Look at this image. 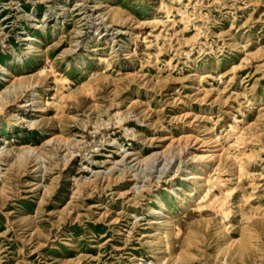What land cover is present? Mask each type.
Here are the masks:
<instances>
[{"label": "rangeland", "instance_id": "1", "mask_svg": "<svg viewBox=\"0 0 264 264\" xmlns=\"http://www.w3.org/2000/svg\"><path fill=\"white\" fill-rule=\"evenodd\" d=\"M0 95V264H264V0H0Z\"/></svg>", "mask_w": 264, "mask_h": 264}, {"label": "bare ground", "instance_id": "2", "mask_svg": "<svg viewBox=\"0 0 264 264\" xmlns=\"http://www.w3.org/2000/svg\"><path fill=\"white\" fill-rule=\"evenodd\" d=\"M184 1V0H183ZM109 5V4H108ZM77 8V7H76ZM203 11V10H202ZM83 12V11H82ZM177 17V16H176ZM147 20V19H146ZM96 24V23H95ZM70 25V24H69ZM67 29V28H66ZM108 33H110V32H108ZM109 35V34H108ZM117 35V34H116ZM111 36V35H110ZM179 36V35H178ZM42 39V38H41ZM83 40V39H82ZM83 42V41H82ZM134 42V41H133ZM32 47V45H31V43L29 42V43H27V49L23 52V55H27L30 51H29V49ZM125 52V51H124ZM120 53V52H119ZM80 59V58H79ZM11 60V59H10ZM33 60V59H32ZM22 61V60H21ZM71 61V60H70ZM2 64V63H1ZM31 66V65H30ZM86 66V65H85ZM16 68V67H15ZM207 69V68H206ZM6 72V71H5ZM7 73V72H6ZM16 76V75H15ZM53 76V75H52ZM56 77V76H55ZM1 80H3V81H5L6 80V78H4L3 76H1ZM51 85V84H50ZM194 85V84H193ZM6 88V87H5ZM7 93V92H6ZM148 93V92H147ZM146 94V93H145ZM1 96V95H0ZM132 96V95H131ZM8 98H9V96H8ZM182 99V98H181ZM184 99V98H183ZM254 99V98H253ZM9 100V99H8ZM17 100V99H16ZM15 100V101H16ZM255 100H256V98H255ZM19 101V100H18ZM5 104H6V102H5ZM17 104V103H16ZM30 103L29 102H22L20 105H19V107L20 108H23V107H25V106H27V105H29ZM261 104V103H260ZM9 105V104H8ZM179 105V104H178ZM7 106V105H6ZM257 106V105H256ZM10 107V106H9ZM23 110V109H22ZM24 116V115H23ZM263 123V122H262ZM6 124V123H5ZM6 128V127H5ZM182 128V127H181ZM1 132V131H0ZM54 134V133H53ZM180 134V133H179ZM198 136V135H197ZM196 136V137H197ZM67 137V136H66ZM24 139V138H23ZM191 140V139H190ZM201 140V139H200ZM218 141V140H217ZM199 142V141H198ZM34 143H36V142H34ZM189 143V142H188ZM203 144V143H202ZM210 144V143H209ZM57 145V144H56ZM53 146V145H52ZM161 147V146H160ZM220 148V147H219ZM26 149V148H25ZM29 149L32 151L33 150V148L31 147H29ZM204 149V148H203ZM239 149V148H238ZM237 149V150H238ZM250 149V148H249ZM54 150V149H53ZM52 150V151H53ZM57 150H58V148H57ZM126 150V149H125ZM166 151V150H165ZM173 151V150H172ZM175 151H177V150H175ZM230 151V150H229ZM63 152V151H62ZM156 152H157V150H156ZM213 152H215V151H213ZM26 153V152H25ZM30 153V152H29ZM157 153H159V152H157ZM168 153V152H167ZM172 153V152H171ZM194 153V152H193ZM208 153V152H207ZM241 153V152H240ZM239 153V154H240ZM16 154V153H15ZM162 154V153H161ZM172 154H174V153H172ZM201 154V153H200ZM215 154H216V152H215ZM21 155V154H20ZM36 155V154H35ZM212 154H209V155H206V157L208 158V157H210ZM19 156V155H18ZM143 156V155H142ZM176 156V155H175ZM190 156V155H189ZM193 156V155H192ZM20 157V156H19ZM150 157V156H149ZM158 157V156H157ZM194 157V156H193ZM140 158V157H139ZM243 158V157H242ZM22 159V158H21ZM40 159V158H39ZM65 159V158H64ZM157 159V158H156ZM155 159V160H156ZM135 160V159H134ZM145 160V159H144ZM163 160V159H162ZM168 160V159H167ZM166 160V161H167ZM214 160V159H213ZM139 161V160H138ZM158 162V161H157ZM142 164V163H141ZM214 164V163H213ZM20 167H21V165H19ZM141 166V165H140ZM212 166V165H211ZM34 167V166H33ZM183 167V166H182ZM189 168V167H188ZM201 168V167H200ZM187 170V169H186ZM199 170V169H198ZM247 171V170H246ZM195 174V173H194ZM195 175H197V174H195ZM200 176V175H199ZM155 177V176H154ZM107 178V177H106ZM52 179V178H51ZM33 181V180H32ZM36 181V180H35ZM82 183V182H81ZM145 184V183H144ZM148 185V184H147ZM140 186V185H139ZM138 187V186H137ZM142 187V186H141ZM224 188V187H223ZM139 189V188H138ZM221 190V189H220ZM203 191V190H202ZM3 192V191H2ZM213 193V192H212ZM5 194V193H4ZM199 194V193H198ZM175 196L176 197H178L179 195H177V193L175 192ZM198 196V195H197ZM40 200V199H39ZM185 200V199H184ZM69 201V200H68ZM204 203V202H203ZM158 204H159V206L158 207H154L153 209H152V214H163V212H162V208H164V204L161 202V201H158ZM176 204V203H175ZM27 206V205H26ZM184 206V205H183ZM29 209V208H28ZM62 212V211H61ZM57 214V213H56ZM176 230V229H175ZM33 231V230H32ZM34 232V231H33ZM17 238V237H16ZM21 238V237H20ZM35 246V245H34ZM175 259V258H174ZM176 261L177 262H179V259H178V257H176ZM174 263V262H173ZM145 264V263H144ZM186 264V263H185Z\"/></svg>", "mask_w": 264, "mask_h": 264}]
</instances>
